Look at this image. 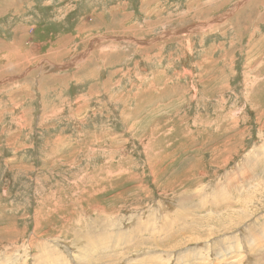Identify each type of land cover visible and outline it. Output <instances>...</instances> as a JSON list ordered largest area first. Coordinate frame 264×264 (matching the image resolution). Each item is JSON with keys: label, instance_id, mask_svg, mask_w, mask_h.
Returning <instances> with one entry per match:
<instances>
[{"label": "rangeland", "instance_id": "1", "mask_svg": "<svg viewBox=\"0 0 264 264\" xmlns=\"http://www.w3.org/2000/svg\"><path fill=\"white\" fill-rule=\"evenodd\" d=\"M0 264H264V0H0Z\"/></svg>", "mask_w": 264, "mask_h": 264}]
</instances>
